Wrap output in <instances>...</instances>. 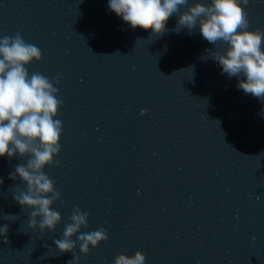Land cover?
I'll return each mask as SVG.
<instances>
[{"label":"water","instance_id":"water-1","mask_svg":"<svg viewBox=\"0 0 264 264\" xmlns=\"http://www.w3.org/2000/svg\"><path fill=\"white\" fill-rule=\"evenodd\" d=\"M246 11L248 30L264 31V0ZM176 22L155 36L132 30L108 0H0V38L37 46L28 72L59 77L63 101L60 152L43 169L61 221L51 232L29 227L31 210L12 198L26 186L9 179L28 157H0V214L18 216L0 215L9 225L0 264H68L72 253L53 241L73 208L88 213L81 232L108 236L87 255L77 244V264L137 250L144 264H264V100L208 58L205 49L226 45L209 44L199 25L177 34Z\"/></svg>","mask_w":264,"mask_h":264},{"label":"clouds","instance_id":"clouds-1","mask_svg":"<svg viewBox=\"0 0 264 264\" xmlns=\"http://www.w3.org/2000/svg\"><path fill=\"white\" fill-rule=\"evenodd\" d=\"M248 3L249 0H210L207 4L200 0H192V3L188 0H108V9L132 30L138 27L145 31L150 29L155 36L165 32L167 20L174 15H177V22L171 31L177 34L187 29L191 35L199 25L200 34L209 44L226 45L222 51L205 49L208 58L214 60L229 78L237 77L238 89L264 100V31L248 30ZM41 56V50L26 43L19 33L0 38V157H28L26 163L17 164L9 174L10 180L19 178L26 186L25 191L14 194L12 198L22 209L31 210L29 227L51 232L61 221L59 212L51 207L60 198V193L43 169L52 165L53 158L60 152L62 124L55 117L63 101L57 98L58 89L54 87L59 77L50 81L38 72L31 75L28 72L26 66L32 61L39 62ZM2 184L3 179L0 178ZM0 215L10 223L18 217ZM87 219V212L73 208L63 238L53 241L59 253H72L73 259L68 264H77L79 260L74 251L77 244L79 252L87 255L90 245L95 248L108 238L104 228L81 232V227H88ZM8 231V224L0 227V236L4 237L5 243ZM73 236L77 237L76 240L72 239ZM144 262V254L137 250L131 256L118 254L107 264Z\"/></svg>","mask_w":264,"mask_h":264}]
</instances>
